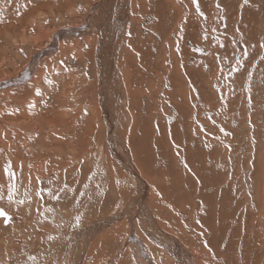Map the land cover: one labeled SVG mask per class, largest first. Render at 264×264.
<instances>
[{"label":"rangeland","instance_id":"374dc122","mask_svg":"<svg viewBox=\"0 0 264 264\" xmlns=\"http://www.w3.org/2000/svg\"><path fill=\"white\" fill-rule=\"evenodd\" d=\"M147 1L0 0V264H264V0Z\"/></svg>","mask_w":264,"mask_h":264},{"label":"bare ground","instance_id":"6f19581e","mask_svg":"<svg viewBox=\"0 0 264 264\" xmlns=\"http://www.w3.org/2000/svg\"><path fill=\"white\" fill-rule=\"evenodd\" d=\"M145 2L147 1V0H144ZM152 0H150V2H151ZM199 1V0H198ZM204 1V0H203ZM247 2H248V0H246ZM113 2V1H112ZM237 2V1H236ZM109 3V2H108ZM147 4L149 3L148 1L146 2ZM153 4L155 3V0H153V2H152ZM151 3V4H152ZM157 3V2H156ZM160 3V2H159ZM168 3V2H167ZM170 3H172V2H170ZM185 3V2H184ZM189 4H190V2H188ZM199 3V2H198ZM244 3V2H243ZM153 4L151 5V6H153ZM163 4V3H162ZM165 4H166V2H165ZM169 4V3H168ZM200 4H202V3H200ZM208 4V3H207ZM230 4V3H229ZM228 4V5H229ZM236 4V3H235ZM234 4V5H235ZM247 4V3H246ZM246 4H244V5H246ZM111 5V4H110ZM143 6H144V4H142ZM148 5H150V3L148 4ZM160 5H161V3H160ZM196 4H193V1H192V3H191V6H195ZM228 5H226L227 7H228ZM231 5H233V3L231 4ZM237 5V4H236ZM133 6V5H132ZM155 7H156V4L154 5ZM157 6H158V4H157ZM173 6V5H172ZM171 6V7H172ZM205 6V5H204ZM247 6V5H246ZM170 7V6H169ZM180 7V6H179ZM200 7V6H199ZM198 7V8H199ZM231 7H233V6H231ZM116 8V7H115ZM188 8H190V7H188ZM229 8H230V5H229ZM102 9V8H101ZM113 6H111V7H108L107 8V13L109 12V16H110V18H111V14H110V11H112L113 12ZM130 9V8H129ZM149 9H151V8H149ZM155 9V8H154ZM175 9H176V7H175ZM194 9H195V7H194ZM200 9H202V8H200ZM206 9V8H205ZM221 9V8H220ZM241 9V8H240ZM133 10V9H132ZM147 10H148V8H147ZM152 10H153V8H152ZM164 10V9H163ZM216 10H217V12H216ZM216 10H215V12H216V15H218V13H219V11H218V9L216 8ZM103 11V10H102ZM129 11V10H128ZM165 11V10H164ZM178 11V10H177ZM189 11V10H188ZM204 11V10H203ZM213 11V10H212ZM242 11V10H241ZM158 12V11H157ZM172 12V11H171ZM182 12V11H181ZM214 12V13H215ZM224 13H225V11H223ZM243 12V11H242ZM245 12V11H244ZM103 13H105L106 14V16L104 17V18H106V19H108L109 18V16L107 15V13L106 12H103ZM128 13V12H127ZM180 13V12H179ZM183 13H184V11H183ZM187 13V12H186ZM189 13V12H188ZM190 13H191V11H190ZM196 13H198V12H196ZM237 13V12H236ZM240 13V12H239ZM247 13V12H246ZM157 14V13H156ZM156 14H154L153 13V15H156ZM226 14V13H225ZM232 14V13H231ZM231 14H229V17H231ZM101 15V14H100ZM103 15V14H102ZM130 15V14H129ZM151 15H152V13H151ZM176 15V14H175ZM200 14L198 13V15H196L197 17L199 16ZM228 15V14H227ZM168 16V15H167ZM188 16V15H187ZM189 16H190V14H189ZM201 16V15H200ZM223 16H225V15H223ZM114 17V16H113ZM130 17V16H129ZM157 17H158V14H157ZM201 17H203V16H201ZM210 17V16H209ZM213 17V16H212ZM216 17H218V16H216ZM226 17V16H225ZM224 17V18H225ZM239 17V16H238ZM247 17V16H246ZM103 18V19H104ZM135 18V17H134ZM154 18V17H153ZM162 18V17H161ZM163 18H165V17H163ZM169 18V17H168ZM191 18V17H190ZM207 18V17H206ZM221 18H223V17H221ZM248 18V17H247ZM102 19V20H103ZM132 19V18H131ZM166 19V18H165ZM165 19H164V21H165ZM170 19V18H169ZM176 19V18H175ZM188 19H189V17H188ZM209 19H211V18H209ZM229 19V18H228ZM237 19H239V18H237ZM243 19V18H242ZM101 20V21H102ZM135 20H136V18H135ZM148 20V19H147ZM156 20V19H155ZM177 20V19H176ZM244 20V19H243ZM100 21V22H101ZM157 21V20H156ZM160 21V20H159ZM213 21V20H212ZM128 22H130V21H128ZM167 22V21H166ZM172 22V21H171ZM186 22V21H185ZM231 22V21H230ZM245 22V21H244ZM93 23V22H92ZM160 23V22H159ZM173 23V22H172ZM175 23V22H174ZM201 23H202V25L204 24V22H202L201 21ZM200 23V24H201ZM217 23V22H216ZM240 23V22H239ZM103 24V23H102ZM171 24V23H170ZM199 24V25H200ZM106 25V24H105ZM156 25H158V24H156ZM166 25V24H165ZM201 25V26H202ZM214 25V24H213ZM224 25V24H223ZM86 26H88V25H86ZM94 26V25H93ZM100 26V25H99ZM98 25H97V30L99 31V28H101V27H99ZM154 26V25H153ZM161 26V25H160ZM184 26V25H183ZM182 26V27H183ZM196 26V25H195ZM89 27V26H88ZM95 27V26H94ZM108 28V27H107ZM127 28V27H126ZM180 28V27H179ZM178 28V29H179ZM87 29V28H86ZM128 29V28H127ZM153 29V28H152ZM167 29H168V27H167ZM93 30V29H92ZM149 30V29H148ZM155 30V29H154ZM158 30V29H157ZM185 30V29H184ZM107 32V31H106ZM112 32L113 31H110L109 32V35H107L108 36V38H109V41H110V43L113 41L112 40ZM125 32V31H124ZM161 32V31H160ZM170 32V31H169ZM221 32V31H220ZM141 33V32H140ZM185 33V32H184ZM240 33H242V32H240ZM247 33V32H246ZM245 33V34H246ZM77 34H78V32H77ZM105 34V33H104ZM103 33H102V35H104ZM222 34H223V32H222ZM202 35V34H201ZM236 35V34H235ZM173 36V35H172ZM103 37V36H102ZM175 37V36H174ZM184 37H185V35H184ZM238 37V36H237ZM101 38V37H100ZM107 38V37H106ZM181 38V37H180ZM175 39H177L176 37H175ZM179 39V38H178ZM106 41V40H105ZM104 41V42H105ZM108 41V40H107ZM232 41V40H231ZM102 42V41H101ZM104 44V43H103ZM170 44H172V43H170ZM101 45V44H100ZM105 45V44H104ZM104 47V46H103ZM106 47H108V46H106ZM145 47V46H144ZM201 48V47H200ZM110 50V49H109ZM154 51V50H153ZM155 51H156V49H155ZM170 51V50H169ZM195 53V52H194ZM172 54V53H171ZM109 55V54H108ZM151 56V55H150ZM155 58V57H154ZM143 59H144V57H143ZM149 59V58H148ZM171 59V58H170ZM155 61V60H154ZM103 62V61H102ZM108 62V61H107ZM46 63V62H45ZM107 65V64H106ZM35 66V65H34ZM128 67V66H127ZM143 67V66H142ZM177 67V66H176ZM105 68V67H104ZM111 68V67H110ZM130 68V67H129ZM32 69H33V67H32ZM103 69V68H102ZM27 70V69H26ZM150 70V69H149ZM29 71H30V69H29ZM29 71H27V72H25L24 73V71L22 72V74L24 73V75H22L21 76V81L20 82H23V79L25 80V78L26 77H30V72ZM154 71V70H153ZM36 72H37V70H36ZM130 72V71H129ZM152 72V71H151ZM38 73V72H37ZM37 73H35V71L33 72V70H32V73H31V75H33V77L37 74ZM108 75H109V71H108V68H106L105 69V71L102 73H100V76H101V78H102V84H101V94H102V97L103 96H105V94H106V92H108L107 91V89L109 88L108 87ZM112 75V74H111ZM131 75H133V74H131ZM156 75V74H155ZM114 76V75H113ZM121 77V76H120ZM35 78V77H34ZM30 80L32 81L33 79L32 78H30ZM15 81V80H14ZM14 81H10V80H8L7 82L9 83V84H11V83H14ZM115 81V80H114ZM7 82H2V85H3V83H6L5 85H7L6 87H8L9 86V84L7 83ZM119 83V82H118ZM198 85V84H197ZM184 86V85H183ZM111 87V86H110ZM178 87V86H177ZM115 88V87H114ZM140 88V87H139ZM110 89H112V88H110ZM128 89V88H127ZM185 89V88H184ZM193 89V88H192ZM188 90V89H187ZM123 92V91H122ZM111 93V92H110ZM169 96V95H168ZM103 99V98H102ZM121 99V98H120ZM105 100V99H104ZM103 101V100H102ZM120 101V100H119ZM122 101V100H121ZM174 102V101H173ZM182 103V102H181ZM104 104V103H103ZM115 104H117V103H115ZM119 104V103H118ZM131 104V103H130ZM126 105V104H125ZM132 106V105H131ZM181 106V105H180ZM184 107V106H183ZM102 108V107H101ZM120 108V107H119ZM124 109V108H123ZM185 109V108H184ZM118 110V109H117ZM116 110V111H117ZM119 110H121V109H119ZM133 110V109H132ZM131 111V110H130ZM134 111V110H133ZM180 113V112H179ZM29 116H30V114H28ZM131 115V114H130ZM29 116H27L26 118H28ZM126 116V115H125ZM115 117V116H114ZM119 117V116H118ZM141 117V116H140ZM182 117V116H181ZM31 118V117H30ZM33 118V117H32ZM108 119H109V117H107ZM139 118V117H138ZM120 119V118H119ZM29 120V119H28ZM51 120V119H50ZM107 120V119H106ZM134 120V119H133ZM141 120V119H140ZM180 120V119H179ZM118 121V120H117ZM120 121V120H119ZM143 121V120H142ZM111 122V121H110ZM139 125H140V127L138 126L137 127V130H140L141 129V131H142V133L143 134H145V135H147V136H149V135H151V133H150V131H149V127H150V125L148 124V126H146V124H144L143 122H141V121H139ZM136 124V123H135ZM141 125H143V127H141ZM136 127V126H135ZM156 128V127H155ZM159 128V127H158ZM158 128H157V130H158ZM136 130V131H137ZM156 130V129H155ZM160 131V130H159ZM173 131V130H172ZM172 131H170L171 133H172ZM175 131V130H174ZM8 132V131H7ZM18 132V131H17ZM154 132V131H153ZM158 132V131H157ZM161 132V131H160ZM177 132V131H176ZM162 133V132H161ZM138 134H139V132H138ZM138 134H136V135H138ZM169 134V133H168ZM11 135V134H10ZM167 135V134H166ZM131 137V136H130ZM151 138V137H150ZM167 138V137H166ZM134 140L133 141H135V142H139L140 140L138 139V138H133ZM144 139V138H143ZM164 139H165V137H164ZM166 140H168V139H166ZM182 143V142H181ZM157 145V144H156ZM164 147V145H161L160 147ZM156 147V146H155ZM158 147H159V145H158ZM163 147H162V149H163ZM134 153L136 154V155H138V153L139 154H142V157L140 158V160H138L139 161V165H140V167L142 168V170H144V171H146L147 172V174L148 175H154V177H155V180H156V176L155 175H157L159 172H160V170H158L159 169V167L157 166L158 164L157 163H155V164H153V165H150V163H151V157L150 156H145L144 154H145V152L146 151H148L147 150V147L145 146L144 148L142 147V146H138L137 144H136V146H134ZM165 149V148H164ZM156 150H158V149H156ZM195 150H196V148H195ZM169 151V150H168ZM193 151V150H192ZM167 152V151H166ZM189 152H190V150H189ZM161 153V152H160ZM149 154V153H148ZM191 160V159H190ZM14 161V160H13ZM158 162V161H157ZM123 163V162H122ZM126 163V162H125ZM124 163V164H125ZM131 163V162H130ZM204 164H207V163H204ZM155 165H156V168L154 169L153 167H155ZM19 167V165H17L16 164V167ZM166 166V165H165ZM26 167V166H25ZM130 167V166H129ZM170 167V168H169ZM168 168H167V166H166V169H165V171H166V176H167V178H166V181L168 182V183H171V184H173V185H175L176 187H177V190L178 191H181L180 190V188H182V189H184L183 187H181V183H185V181L186 180H184V178L186 179V177H184L183 176V174H180V173H178V172H176V171H173L172 170V166H169ZM13 168V167H12ZM9 169V168H8ZM19 169H23V168H19ZM105 169V168H104ZM20 170V171H21ZM27 170V169H26ZM11 171H12V169H11ZM13 171H14V169H13ZM129 171V170H128ZM143 171V172H144ZM162 171V170H161ZM10 172V171H9ZM21 172H23V170L21 171ZM32 172V171H31ZM131 172V171H130ZM133 172V171H132ZM145 172V173H146ZM17 173V172H16ZM15 173V174H16ZM163 173H165V172H163ZM13 173L12 172H10V175H9V177H10V181L12 182V180H11V175H12ZM20 174V173H19ZM142 174V173H141ZM178 174H180V177H179V179H178ZM14 175V174H13ZM159 175V174H158ZM161 175V174H160ZM164 176H165V174H163ZM185 175V174H184ZM215 175V174H214ZM21 176V175H20ZM136 176V175H135ZM162 176V175H161ZM23 177V176H22ZM65 177V176H64ZM214 177V176H213ZM24 178V177H23ZM49 178V177H48ZM59 179V178H58ZM64 179V178H63ZM158 180H159V178H157ZM165 179V178H164ZM136 180V179H135ZM142 180V179H141ZM148 180V179H147ZM163 180V179H162ZM23 181V180H22ZM52 181V180H51ZM59 181H61V180H59ZM157 181V180H156ZM17 182V181H16ZM26 182V181H25ZM25 182H24V184H25ZM53 182V181H52ZM137 182H139V181H137ZM136 182V183H137ZM163 182V181H162ZM21 183V182H20ZM141 183H143V182H141ZM160 183H161V180H160ZM180 183V184H179ZM59 184V183H58ZM61 184V183H60ZM179 184V185H178ZM9 185H10V182H9ZM9 185H8V187H9ZM28 185V184H27ZM178 185V186H177ZM25 186V185H24ZM140 186V185H139ZM185 186H186V184H185ZM212 186V185H211ZM215 186V185H214ZM218 187V186H217ZM140 188V187H139ZM172 189V190H174V188H173V186L172 187H170L169 186V189ZM176 189V188H175ZM185 189H186V187H185ZM184 189V190H185ZM10 190V189H9ZM140 190V189H139ZM155 192V191H154ZM185 192V191H184ZM142 193V192H141ZM169 193V192H168ZM181 194L183 193V192H180ZM143 194V193H142ZM141 195V194H140ZM171 195V194H170ZM145 196V195H144ZM172 196V195H171ZM181 195H178V197H180ZM143 197V196H142ZM156 198V197H155ZM152 199V198H151ZM226 201V200H225ZM227 201H229V200H227ZM226 201V202H227ZM139 201H137V203H138ZM217 203V202H216ZM210 204V203H209ZM226 204V203H225ZM146 206V205H145ZM145 206H142L143 207V209H142V207H141V209H142V211L144 212L145 210H146V207ZM178 206V205H177ZM204 207H205V205H204ZM203 207V208H204ZM207 207V206H206ZM202 208V209H203ZM200 209V208H199ZM201 209V210H202ZM208 210H210L209 208H208ZM146 212V211H145ZM152 212V211H151ZM200 212H202V211H200ZM204 212H205V210H204ZM222 212H223V210H222ZM147 213H148V211H147ZM154 213V212H153ZM135 215V214H134ZM198 215H199V213H198ZM202 215V217L204 216L203 214H201ZM206 215V214H205ZM151 216L152 215H150V214H148V216H147V218H148V220L150 221V223L153 225V221H152V219H151ZM219 216H223V215H221V214H219ZM227 215H225V217H226ZM197 217H199V216H197ZM204 217H206V218H208L209 216H204ZM224 217V216H223ZM222 219V218H221ZM222 220H224V219H222ZM181 221V220H180ZM196 221V220H195ZM200 221H201V219H200ZM203 221H205V219H203ZM145 222V221H144ZM153 222V223H152ZM197 222H199V221H197ZM208 223H210L211 221L210 220H208L207 221ZM206 222V223H207ZM209 225V224H208ZM220 225H222L223 226V224H221V222H220ZM197 226H199V225H197ZM201 226V225H200ZM203 227H204V225H202ZM205 226H207V225H205ZM212 226V225H211ZM221 226V227H222ZM232 227H233V225H231ZM230 226V227H231ZM216 227V226H215ZM218 227V226H217ZM228 227V226H227ZM212 228V227H211ZM213 229V228H212ZM215 229V228H214ZM217 229V228H216ZM215 229V230H216ZM232 229V228H231ZM230 229V230H231ZM218 230V229H217ZM225 230V229H224ZM227 230H229V229H227ZM227 230L226 231H224V233L226 232V234H227ZM204 231V230H203ZM214 232H218V231H214ZM229 232V231H228ZM90 233V232H89ZM219 233H221V231L219 232ZM159 234V233H158ZM209 234H207V236H208ZM223 235V234H222ZM208 238V237H207ZM216 238H219L218 237V235H217V237ZM212 240V239H211ZM218 240V239H217ZM170 241H171V239H170ZM173 241V240H172ZM205 241V240H204ZM207 242V241H206ZM210 242H212V241H210ZM221 242H224V241H221ZM140 243V242H139ZM175 243V242H174ZM173 243V244H174ZM213 243V242H212ZM207 244V243H206ZM214 244V243H213ZM171 245V244H170ZM205 245V244H204ZM190 247V246H189ZM205 247V246H204ZM203 247V248H204ZM174 248V247H173ZM176 248V247H175ZM181 250V249H180ZM179 250V251H180ZM196 250V249H195ZM218 252V251H217ZM190 254V251H188L187 249H186V255L187 254ZM196 254V253H195ZM82 255V254H81ZM176 255V254H175ZM216 255V254H215ZM190 256H192V254L190 255ZM195 256V255H194ZM246 257V256H245ZM150 258V257H149ZM196 258V257H195ZM247 258V257H246ZM147 259H148V257H147ZM191 259V258H190ZM199 259V258H198ZM204 259V258H203ZM200 260H202V259H200ZM150 261V260H149ZM220 261V260H219ZM206 263V262H205ZM222 263V262H221ZM210 264V263H209ZM220 264V263H219ZM223 264V263H222ZM224 264H229V263H224Z\"/></svg>","mask_w":264,"mask_h":264},{"label":"snow or ice","instance_id":"6c2138e0","mask_svg":"<svg viewBox=\"0 0 264 264\" xmlns=\"http://www.w3.org/2000/svg\"><path fill=\"white\" fill-rule=\"evenodd\" d=\"M198 0H193V4H197ZM5 171H7V169H5ZM0 217H3L5 220H8L9 217L5 214V212L3 210H0Z\"/></svg>","mask_w":264,"mask_h":264},{"label":"water","instance_id":"95a60500","mask_svg":"<svg viewBox=\"0 0 264 264\" xmlns=\"http://www.w3.org/2000/svg\"><path fill=\"white\" fill-rule=\"evenodd\" d=\"M8 216V215H7ZM9 217V216H8ZM1 218H3V217H1ZM10 218V217H9ZM4 219V218H3ZM5 220V219H4ZM5 221H8V220H5Z\"/></svg>","mask_w":264,"mask_h":264},{"label":"crops","instance_id":"0c3cea01","mask_svg":"<svg viewBox=\"0 0 264 264\" xmlns=\"http://www.w3.org/2000/svg\"><path fill=\"white\" fill-rule=\"evenodd\" d=\"M9 219H11V218H9Z\"/></svg>","mask_w":264,"mask_h":264}]
</instances>
